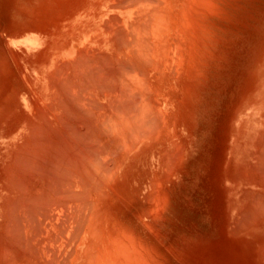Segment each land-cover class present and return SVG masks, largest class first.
Listing matches in <instances>:
<instances>
[{
    "label": "bare ground",
    "instance_id": "obj_1",
    "mask_svg": "<svg viewBox=\"0 0 264 264\" xmlns=\"http://www.w3.org/2000/svg\"><path fill=\"white\" fill-rule=\"evenodd\" d=\"M217 4L23 1L0 64V264L164 263L155 228L175 178L195 171L187 153L198 146L203 38ZM263 54L226 112L232 221L224 215L235 233L264 217Z\"/></svg>",
    "mask_w": 264,
    "mask_h": 264
},
{
    "label": "rangeland",
    "instance_id": "obj_2",
    "mask_svg": "<svg viewBox=\"0 0 264 264\" xmlns=\"http://www.w3.org/2000/svg\"><path fill=\"white\" fill-rule=\"evenodd\" d=\"M23 1L27 0H0V27L2 28L0 32V64L1 62L6 64L4 61V59L6 60V52L4 51L9 49L8 40L4 35L16 28L15 23L21 18V16L16 15V11L19 10ZM221 4L223 6H220ZM217 5L218 10L215 12L220 15L215 12L210 15L206 23L205 33L207 35L203 38L201 73L206 75L203 83L207 87L202 101V112L198 113V127L193 135L196 137L195 141L198 146H191L192 149L187 153V163L193 162L195 171L190 173L185 165L186 178L178 180L181 178V174L175 178L171 185L174 187L173 196L169 198L168 203L162 209L161 213L164 216L160 214L158 229L155 228V233H158L157 236L155 234V247H158V253L156 249L155 254L156 256H158L157 254L161 255L158 257L164 261L163 264L165 261L166 264H200L198 263L200 260L202 264L203 262L204 264H216V261L217 264H220L219 262L228 264L229 260L235 261L234 264H238L239 261L242 264H264L262 251L264 247V227H262L264 217L257 219L258 221L253 224L254 227L249 232L244 233L239 228L238 232L235 233L236 231L231 229L234 225L231 222L226 223L228 221L226 216H230L229 219L232 221L233 215L229 207V196L224 197L229 190L233 189L227 181L230 164L227 161L229 151L224 131L226 123L230 121L231 114L226 112H231L230 106L232 107L235 100L245 94L255 74L258 58L264 52V0H218ZM7 67L9 66H5V68ZM5 90L4 83L1 81L0 98L4 97ZM213 169L216 171L214 172ZM195 176L200 177V180H197ZM218 190L221 194L218 193ZM170 202L176 206L170 205ZM219 202L222 203L219 204ZM228 212L230 215L225 214ZM167 214L169 216L171 214L173 218L171 216L169 218ZM221 223L225 225L224 231ZM220 233L225 236L221 240L223 244L218 240L222 237ZM224 240L229 241L224 243ZM214 242L215 245L217 244L216 246L219 245L220 247L217 248L212 245ZM205 243L206 245H203ZM210 244L213 249L216 247L214 251L209 246ZM236 244H240V247ZM200 245H202V249ZM161 246L162 249H160ZM234 246L241 250L239 249L238 252ZM221 248H224L225 253L221 251ZM210 249L214 255L216 251V255L220 251L218 253L220 258L213 256L211 251L209 252ZM198 250L204 253L200 254ZM207 250L209 253L206 254ZM163 252H167L166 255ZM190 252L196 256L198 254V260ZM222 254H224L226 263L222 261ZM227 256H230L229 260L226 259ZM213 257L217 260H213ZM176 259L180 262L177 263ZM232 263L229 262V264Z\"/></svg>",
    "mask_w": 264,
    "mask_h": 264
}]
</instances>
